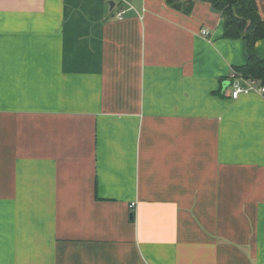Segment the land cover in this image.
<instances>
[{
  "label": "crops",
  "instance_id": "1",
  "mask_svg": "<svg viewBox=\"0 0 264 264\" xmlns=\"http://www.w3.org/2000/svg\"><path fill=\"white\" fill-rule=\"evenodd\" d=\"M129 1L0 0V264H264L246 40L204 1Z\"/></svg>",
  "mask_w": 264,
  "mask_h": 264
},
{
  "label": "trees",
  "instance_id": "2",
  "mask_svg": "<svg viewBox=\"0 0 264 264\" xmlns=\"http://www.w3.org/2000/svg\"><path fill=\"white\" fill-rule=\"evenodd\" d=\"M224 19V37L243 38L249 48V60L245 65L236 67L244 76L264 81V58L257 56L256 43L264 38V19L258 10L257 0H201ZM193 1L190 0L191 4Z\"/></svg>",
  "mask_w": 264,
  "mask_h": 264
},
{
  "label": "built area",
  "instance_id": "3",
  "mask_svg": "<svg viewBox=\"0 0 264 264\" xmlns=\"http://www.w3.org/2000/svg\"><path fill=\"white\" fill-rule=\"evenodd\" d=\"M110 1V0H109ZM115 6L118 5L119 9L116 13V17L124 18L129 10H134L135 6L129 0H114ZM201 34L207 36L209 31L207 29H202ZM228 83L231 85V97L233 99H238L242 95L247 94H259L264 98V81L255 77H247L238 72L237 70H232ZM134 206V204L132 205Z\"/></svg>",
  "mask_w": 264,
  "mask_h": 264
},
{
  "label": "water",
  "instance_id": "4",
  "mask_svg": "<svg viewBox=\"0 0 264 264\" xmlns=\"http://www.w3.org/2000/svg\"><path fill=\"white\" fill-rule=\"evenodd\" d=\"M109 3H110V5H111V8H113L114 5H115V1H114V0H110ZM225 84H226V83H225ZM227 84H228V83H227Z\"/></svg>",
  "mask_w": 264,
  "mask_h": 264
}]
</instances>
